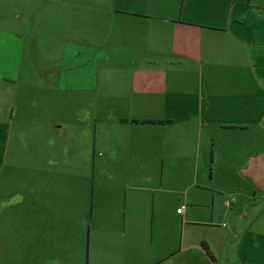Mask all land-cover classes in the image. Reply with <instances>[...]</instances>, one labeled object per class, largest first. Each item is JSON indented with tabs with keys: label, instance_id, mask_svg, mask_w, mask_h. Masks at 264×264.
<instances>
[{
	"label": "crops",
	"instance_id": "0c3cea01",
	"mask_svg": "<svg viewBox=\"0 0 264 264\" xmlns=\"http://www.w3.org/2000/svg\"><path fill=\"white\" fill-rule=\"evenodd\" d=\"M63 102L99 149L64 173ZM0 264H264V0L0 15Z\"/></svg>",
	"mask_w": 264,
	"mask_h": 264
},
{
	"label": "rangeland",
	"instance_id": "374dc122",
	"mask_svg": "<svg viewBox=\"0 0 264 264\" xmlns=\"http://www.w3.org/2000/svg\"><path fill=\"white\" fill-rule=\"evenodd\" d=\"M38 1L42 0H0V15H3V13L6 14H13L16 10H21L22 6L25 8L32 9L35 8V5H38ZM4 9V12H3ZM28 13V12H27ZM43 18V17H42ZM42 18H39V20H42ZM44 19V18H43ZM45 21V19H44ZM45 23H48L46 21ZM60 110L63 112H60L58 115L57 121L54 122L55 125H58V135H57V146H58V156H59V168L61 169V172H66V168H70L68 166L70 164L69 159L74 158L76 161L78 157L82 156L83 153H86V142L89 139L90 140V148H89V154L90 159L93 160L94 157L98 159V143L96 142L97 149L93 151V142L94 138H98V133H95L93 121L94 118H91L92 114H89L86 112V110H83V106L75 107L74 113L71 115H67V110L70 108V102H63L60 103ZM78 103H75V106H78ZM73 107V105H72ZM53 110L55 109V105L51 107ZM49 108L45 107L44 110ZM80 116V117H79ZM41 119V118H40ZM37 119V120H40ZM29 120L26 121V123H20L21 126L25 129L24 130V140L29 142L33 141L34 138H38L40 135V132L42 131L41 125L42 123L38 122L37 124L34 123H28ZM49 126V123H48ZM51 132H48L46 134V137L51 138L52 135H50ZM31 138V140H28ZM48 138V142H50L51 139ZM53 142L55 139V136H52ZM88 138V139H86ZM43 140L46 141L45 138ZM69 158V159H68ZM61 160H68V162L62 163ZM86 168V166H80L75 167V173H83V170Z\"/></svg>",
	"mask_w": 264,
	"mask_h": 264
},
{
	"label": "built area",
	"instance_id": "2783aa9c",
	"mask_svg": "<svg viewBox=\"0 0 264 264\" xmlns=\"http://www.w3.org/2000/svg\"><path fill=\"white\" fill-rule=\"evenodd\" d=\"M231 200H234V198H231ZM226 204H228V202H226ZM184 208H185L184 205L180 206V207L177 209V212H178V213H181V212L184 210Z\"/></svg>",
	"mask_w": 264,
	"mask_h": 264
}]
</instances>
